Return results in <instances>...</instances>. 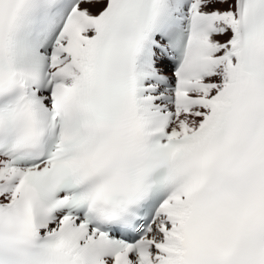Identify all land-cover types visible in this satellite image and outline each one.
I'll list each match as a JSON object with an SVG mask.
<instances>
[{
	"label": "snow or ice",
	"instance_id": "6c2138e0",
	"mask_svg": "<svg viewBox=\"0 0 264 264\" xmlns=\"http://www.w3.org/2000/svg\"><path fill=\"white\" fill-rule=\"evenodd\" d=\"M0 264H264V0H0Z\"/></svg>",
	"mask_w": 264,
	"mask_h": 264
}]
</instances>
